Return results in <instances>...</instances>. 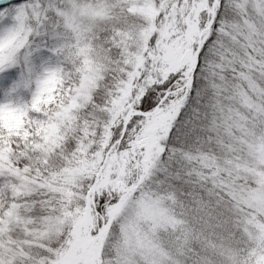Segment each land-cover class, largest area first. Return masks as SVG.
Masks as SVG:
<instances>
[{"label":"snow or ice","instance_id":"1","mask_svg":"<svg viewBox=\"0 0 264 264\" xmlns=\"http://www.w3.org/2000/svg\"><path fill=\"white\" fill-rule=\"evenodd\" d=\"M0 264H264V0H0Z\"/></svg>","mask_w":264,"mask_h":264}]
</instances>
